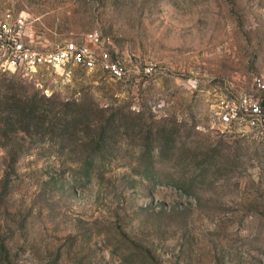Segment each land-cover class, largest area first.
<instances>
[{
    "label": "rangeland",
    "instance_id": "obj_1",
    "mask_svg": "<svg viewBox=\"0 0 264 264\" xmlns=\"http://www.w3.org/2000/svg\"><path fill=\"white\" fill-rule=\"evenodd\" d=\"M6 5L123 72H0V264H264V137L222 117L264 104V0Z\"/></svg>",
    "mask_w": 264,
    "mask_h": 264
},
{
    "label": "built area",
    "instance_id": "obj_2",
    "mask_svg": "<svg viewBox=\"0 0 264 264\" xmlns=\"http://www.w3.org/2000/svg\"><path fill=\"white\" fill-rule=\"evenodd\" d=\"M28 22L23 9L9 5L0 7V72L30 75L43 67H63L68 63L106 68L115 76L123 72L122 65L111 59L105 40L96 30L85 33L83 40H69L54 48H40L27 37ZM253 82L258 88H264L262 76H255ZM241 105L243 108L238 111H225L223 119L229 120L240 112L264 137V126L260 125L264 119V104L257 100L247 102L243 97Z\"/></svg>",
    "mask_w": 264,
    "mask_h": 264
}]
</instances>
